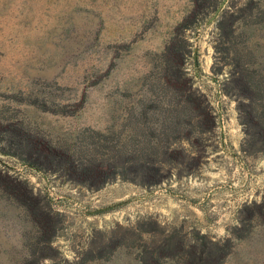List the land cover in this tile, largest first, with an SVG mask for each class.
I'll return each instance as SVG.
<instances>
[{"label": "rangeland", "instance_id": "374dc122", "mask_svg": "<svg viewBox=\"0 0 264 264\" xmlns=\"http://www.w3.org/2000/svg\"><path fill=\"white\" fill-rule=\"evenodd\" d=\"M194 2L0 0V167L63 215L55 250H44L55 264H158L143 261L139 239L103 240L93 249V234L152 217L188 236L199 231L219 240L245 203L264 196V154L241 150L236 101L221 93L223 76L217 81L211 71L215 26L206 18L190 38L194 52L185 67L207 95L216 127L199 142L189 141L186 130L171 139L194 152V160L184 158L193 162L191 172L175 171L150 187L116 178L91 189L57 168L59 150L102 164L112 153L123 157L129 148L155 144L151 130L168 108L155 93L168 81L160 55ZM11 139L24 150L11 147ZM35 235L24 211L0 192V264H29ZM259 239L245 249L264 250ZM51 262L45 257L41 264Z\"/></svg>", "mask_w": 264, "mask_h": 264}, {"label": "trees", "instance_id": "16d2710c", "mask_svg": "<svg viewBox=\"0 0 264 264\" xmlns=\"http://www.w3.org/2000/svg\"><path fill=\"white\" fill-rule=\"evenodd\" d=\"M224 1V8L213 21L211 71L217 81L223 76L221 93L236 101L245 134L241 150L248 155L264 154V0H195L160 55L161 69L168 81L165 86L156 88L155 93L159 99L166 100L168 108L156 120V128L151 130L155 144L129 148L123 157L112 153L102 164L88 155L77 153L74 159L68 151L59 150L58 170L73 175V182L91 189L101 188L116 178L150 187L161 184L175 171L180 175L191 172L193 162L184 158L194 160V152L171 140L172 136H179L186 130L189 141L199 142L203 134L215 129L216 118L207 95L194 87L185 62L194 52L190 38L198 34L203 19L211 21ZM190 28L191 35L187 33ZM140 116L144 122L148 120L145 112ZM155 130L158 133H154ZM9 144L24 150L20 142L11 139ZM0 192L24 211L36 229L38 242L31 251L33 258L29 264H41L45 257L55 264V256L44 250H55L53 242L63 227V215L54 211L26 181L1 167ZM254 237H260L264 244V196L260 201L245 203L239 211L238 223L219 240L199 231L188 236L180 228H167L157 219L147 217L131 227L120 225L110 232L95 231L91 248H101L103 245L99 242L103 240L131 238L141 240L143 261L154 258L158 264L165 259L182 264H252L259 259L264 264L263 256L260 257L264 255L263 249L258 247V251H253L244 247Z\"/></svg>", "mask_w": 264, "mask_h": 264}, {"label": "water", "instance_id": "95a60500", "mask_svg": "<svg viewBox=\"0 0 264 264\" xmlns=\"http://www.w3.org/2000/svg\"><path fill=\"white\" fill-rule=\"evenodd\" d=\"M224 6H225V1L219 6V8L216 11V15L212 18V20L215 19V17L217 16V14L224 8ZM197 52H198L197 49H195V55H196V57H195V63H196V65H198Z\"/></svg>", "mask_w": 264, "mask_h": 264}]
</instances>
